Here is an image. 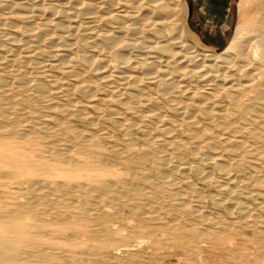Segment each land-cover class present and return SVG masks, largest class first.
Segmentation results:
<instances>
[{"label":"bare ground","instance_id":"bare-ground-1","mask_svg":"<svg viewBox=\"0 0 264 264\" xmlns=\"http://www.w3.org/2000/svg\"><path fill=\"white\" fill-rule=\"evenodd\" d=\"M248 5L249 0H239L241 18ZM176 7L177 0H69L66 4L51 6L46 5L45 0H0V26L6 30V33L0 36V167L2 168L0 179H15L23 174L29 177L38 174L50 175L56 171L48 160H27L23 155L24 151L21 154L18 151L20 149L10 144L11 138L24 141L44 140L49 145L46 152L50 157L70 164L75 170H95L98 166L93 168L92 165L96 158L102 155L100 149H104L102 145L108 141V134H100L102 130L97 129L93 133L85 134L66 125L68 122L65 120L67 116H74L73 118L88 120L90 123L97 122L103 117L102 108L109 99H113L112 101L118 106V117L114 120L116 127L128 132L142 129L144 136L148 138L155 121H162L161 127L165 136L181 126L173 120H163L153 111H148V114L140 117L138 122L124 119V115L130 112L135 113L134 115L141 114L142 110L151 104L153 96L158 93L175 104L176 108L182 111L180 115L182 120L191 126L198 124L192 119L191 112L199 106H204L212 121L226 117L224 107L221 105L225 98L237 111V108L243 105L239 100L240 96L248 91L246 83L253 81L247 69L254 65L253 61L258 60L256 66L262 72L261 77L264 76L263 24L255 18L243 24L240 22L222 53H197L193 48L186 46L179 37L169 39L165 33L164 29L168 28L167 25L173 29L176 26ZM103 15L113 22V30L93 34L96 19ZM5 16L11 18L8 24L2 21ZM145 30L152 31L154 36L151 40L145 38ZM128 49L147 52L145 56L133 59L131 54H124ZM103 51L110 54L112 68L115 70L112 72L103 70L97 75H92V54L97 52L103 54ZM153 54L154 56H149ZM42 60L50 62L53 71L61 78L45 76L42 71L45 69ZM124 70L129 73L123 75ZM244 77L246 83L242 81ZM48 78L50 79L47 80ZM193 82L199 86L190 87ZM218 83L222 86L220 87ZM156 85L157 87L153 88ZM206 86L208 89L205 90ZM261 86L264 89V81ZM121 87H131L132 93L121 97L118 90ZM78 93L83 94L84 99H92L87 102L88 107L79 106V102L73 101V97ZM262 102H264V90L255 94L250 102V109L255 110ZM245 116L241 114L240 119L244 120ZM243 132L247 135L244 134L246 140L237 141L238 148L234 149V157L240 158L244 153L259 157L261 153L259 149L247 145L246 141L250 140L254 145L262 144L264 137L253 131ZM200 136L201 133L197 130L182 134L186 141L199 140ZM159 142L171 153L179 151L180 147L187 144L183 139L176 141L170 137H163ZM213 144L212 150L221 145L219 142ZM73 152L84 158L72 159ZM103 155L106 156L105 153ZM178 155L175 157H179ZM221 156L218 154L214 160H211L215 162L214 166L222 170L223 175L229 176L232 169L223 164L226 160H222ZM161 158L159 159L162 163L164 157ZM245 162L252 169L258 167L253 161ZM260 164H264V159ZM159 176L146 183L142 182L145 183L142 184L143 189L140 186L125 193L116 191L113 182L96 179L98 176H95V179L89 176L90 180L85 184L79 181L75 184L57 181L53 186L42 179H26L25 176V180L22 179V182L18 183V185H26L30 192L25 202L20 203L21 201H17L16 198L17 203L10 208L0 207V264H52L55 259L59 264L80 263L66 257V254L63 256V253L57 254L59 257L54 256L53 248L30 240L32 237L42 238L48 235L39 228L27 231L26 228L33 229V227L16 223L18 218L21 221L20 217L29 214L41 222L45 221L43 217H47L50 220L48 222L54 221L65 230H72L80 221H92L95 224L91 223L93 224L92 227L90 226V229H93L91 232L93 237L102 240L100 242L102 247L119 244L112 236L114 231L110 225L114 220L123 218L121 214L123 208L128 209L134 220L141 215H148L151 223L164 218L165 226L168 224L172 226L171 228H182L185 216L194 214V211L188 207L185 194L180 193L178 189L163 188ZM172 185L176 184L171 181L170 186ZM229 191L230 188L227 189V192ZM74 192H78L79 194H75L78 196L74 197ZM192 193L195 194V191L193 190ZM4 195L0 194L1 203L7 200ZM125 197L127 199L124 201ZM195 197L198 198L199 195ZM103 198L114 203V207L115 205L118 207L117 210L113 208L116 212L111 213L110 210L104 209ZM146 226L141 224L138 226L135 221L134 229L138 228L139 235L151 236L152 227ZM210 227L209 224L207 228L204 227L203 233L208 234L211 231ZM61 232L64 234V231ZM70 233L65 235V241H73L76 234L81 235L73 231ZM210 240L213 241L212 238Z\"/></svg>","mask_w":264,"mask_h":264},{"label":"rangeland","instance_id":"rangeland-1","mask_svg":"<svg viewBox=\"0 0 264 264\" xmlns=\"http://www.w3.org/2000/svg\"><path fill=\"white\" fill-rule=\"evenodd\" d=\"M68 1L69 0H45V3L51 6L60 3L66 4ZM190 2V0H177L176 26L173 29L170 25H167L169 29L165 28L164 30L169 39L179 37L186 46L193 48L197 53H222L228 46L235 32V28L240 22L243 24L247 20H254L255 18L264 26V0H249V5L244 10V14H242L243 19L240 16L238 0L236 8L234 7V9H232V14L229 17V20L232 19L231 29L224 32V37H220L218 33H216V35H210L208 31L201 29L202 27L197 25L198 22L194 21L195 18L191 23H188L189 16L194 15L193 13L191 14L194 9ZM9 20H11V18H7L6 16L5 19H2V21L7 24ZM96 20L93 34L113 30L114 24L107 16L103 15ZM5 33L6 30L4 27L0 26V36ZM144 33L145 38L148 40H151V38H153L152 36H154L151 30H145ZM146 52V50L128 49L125 50L124 54H131L134 59L136 57L141 58L145 56ZM92 55V75H97L103 70L109 72L115 70L112 68L113 62L110 58V54L103 51V54L97 52ZM149 56H154V54ZM45 61L46 60H42V65L45 68L42 69L44 75L58 76L61 78L53 71L50 66L51 63ZM253 63L254 65L250 66L251 68H247L251 73V79H253V81L246 83V78L244 77L242 79V81L246 83V90H248L245 94L240 96L239 100L243 105L237 108V112L236 109L231 106L228 99H223L221 105L226 112V117L223 119L215 121L210 120L204 106H199L200 109L197 107L191 112L192 119L198 122L197 126L188 125V122L183 121L180 116L182 111L178 110L175 104L169 102L161 93L153 96L154 99H152L150 101L151 104L147 106L149 109L145 107L142 110L143 115H141L142 113L134 115L135 113L131 112L124 115V119L127 121L138 122L140 117L148 114V111H153L160 115L163 120H173L181 125L176 131L169 133L168 136H165L163 133L164 129L161 127L163 125L162 121L154 122V126H151L149 138L145 137L144 132L139 128L129 130V132L117 128L114 124V120L118 117V106L112 101L113 99H109V101L104 104L102 108L103 117L97 122L90 123L88 120L67 116L66 118L68 121L67 119L65 121L69 124L66 123V125H70L71 128L76 131L78 129V131L85 134H90L97 129L102 130L100 134L105 133L109 136V142L107 141L102 145L104 149H100L102 155L96 158V163L94 162L92 165L93 168L94 166H98L95 170L92 169L93 171L91 169V171L77 169L78 172L73 167L71 168L70 164L62 163L50 157L46 152V148L49 147V145H47V142L44 140L24 141L11 138L9 140L10 144L20 149L21 151H18L21 154H23L22 151H24L23 155L27 160H48V163L53 166L56 171H53L50 175L38 174L29 177L23 174L24 177L22 175L15 179L1 178L0 194H5L6 196H4L7 200L6 202L4 201V203L0 201V207L10 208V206L17 203V201H21L20 203L25 202L30 192H28L26 185H18L25 176L27 177L26 179H42V181H47L51 186L57 181L72 182V184H75L76 181V183H78L79 181V183L82 182V184H85L90 180V177L91 179H95V176H98L96 179L105 180L109 183L113 182L112 185L116 191L125 193V191L129 189L132 190L140 186V188L143 189L144 185L142 184L151 181L152 178V180H154L155 177L157 179L160 175L162 187L167 190L178 189L180 193L185 194L188 207L194 211V214L185 216L186 219H183L184 224L182 228H171L172 226L168 224L165 226L166 222L164 218L151 223L148 215H141L134 220V218L130 216L128 209L123 208L121 214L124 219L114 220V223L110 225L111 227L109 226L114 231H112V236L119 244L114 246L110 244L102 247L100 243L102 240L93 237V229L90 228L93 226L91 223L94 222L89 220L80 221L81 223L84 222V224L79 222L76 227L73 226L74 229L72 228V230H65L64 227L54 223V221L48 222L50 220H48L49 218L47 217H43L45 221L47 219V223L45 221L41 222L30 214V217L28 215L23 216L24 218L20 217L21 221L18 218L16 223L19 225L26 224L27 227H33V229L26 228L27 231H33L39 228L42 232H46L49 238H41V236L32 237L33 239L28 236V238L35 243L41 242L43 246L47 244V246L53 248L54 256L59 257L57 254L60 255L63 253V256L66 254V257L80 262L78 264H81L83 261L85 262L84 264H264V164H260L264 159V140L262 144L257 145L251 144L250 140L246 141L247 145H252L253 147H257V150L259 149L261 152L259 153V157H254V155L249 153H244L240 158H236L233 155V152L238 148L236 145L237 141L246 140V134L243 131L257 132L264 137V102L255 110L250 109V102L255 97V94L264 90L261 86L264 81V76L261 77L262 72L257 68L258 60L253 61ZM128 73L129 71L127 70L123 71V75H127ZM113 74L115 75V73ZM49 79L50 78L47 80ZM177 80L181 82V80ZM195 83L196 82L191 83L190 87L199 86V84L196 85ZM181 85H185V83H181ZM218 85L220 87L222 86L221 83H218ZM156 87L157 85L153 86V88ZM206 89H208V86L205 87V90ZM118 90L119 95H122L121 97H124L130 92L132 93L131 87H121ZM91 100L84 99L81 93L73 97V101L79 102V106L85 105V108L88 104L87 102ZM85 112H87L86 109ZM241 114L242 116L246 115L244 120L240 119ZM185 122L187 125H185ZM196 130L201 133L199 140L186 141V139L182 137V134L186 133V131L195 132ZM163 137H170V139L174 138L176 141L183 139L187 144L180 147L179 151L171 153L166 148L164 149V144H160L159 141H161ZM216 141L221 143V145L217 149L212 150L211 147L214 145L213 143H217ZM104 153L107 157L103 155ZM177 154H179V157H175ZM218 154L222 155V160H226L223 164L231 167L232 171L229 173V176L223 175L222 170L218 168V166H214L216 164L213 160ZM74 155L76 158H74ZM71 157L76 160L84 158L82 155L74 154V152L71 153ZM163 157L167 160L166 162ZM159 158L163 159L164 162L162 161L161 163ZM245 161L255 162L258 165V167H256L257 169H252ZM155 165H157V167ZM1 169L0 167V172L2 171ZM158 170L160 171L158 172ZM61 171L64 172L61 173ZM86 175H88V177H86ZM55 176H57L56 179ZM61 178H63L64 181ZM144 181L145 183H142ZM171 181L176 185L170 186ZM121 183H123L124 186L121 185ZM114 184L116 186H114ZM229 188L231 191L227 192ZM193 190L195 194L192 193ZM145 191H148V189H145ZM75 194L79 193L74 192V197L78 196ZM195 195H199V197L197 198ZM127 197L123 200L125 201ZM103 206L105 210H110L109 212L111 213L116 212L118 208L116 205L114 207V203L104 198ZM151 206L154 208L156 207V205ZM113 208L116 210L114 211ZM34 219L36 220L34 221ZM135 221L138 226L140 224L144 226L150 225L149 227H152L151 236L149 234L139 235L140 231L137 230L138 228L134 229ZM208 224L211 226V231L208 234L203 233L204 227L207 228ZM216 229L221 230L220 233L219 230L217 231ZM61 230L64 231V234ZM71 231L78 234L81 233L82 236L76 234L73 241H65V235L69 234ZM59 235L62 236L60 237ZM210 238H212L213 241L210 240ZM54 242L56 243L53 244ZM57 244H59V246ZM71 254L73 255L71 256ZM52 264H59V261L55 259L52 261Z\"/></svg>","mask_w":264,"mask_h":264},{"label":"crops","instance_id":"crops-1","mask_svg":"<svg viewBox=\"0 0 264 264\" xmlns=\"http://www.w3.org/2000/svg\"><path fill=\"white\" fill-rule=\"evenodd\" d=\"M194 15H190L188 23L197 21L201 29L208 31L210 35L219 34L224 37V32L230 30L232 9L236 8L238 0H190Z\"/></svg>","mask_w":264,"mask_h":264}]
</instances>
